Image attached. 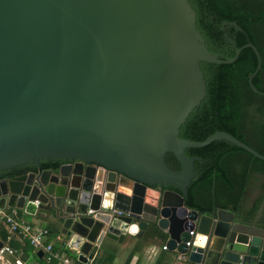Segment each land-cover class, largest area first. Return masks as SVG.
<instances>
[{"label": "water", "instance_id": "1", "mask_svg": "<svg viewBox=\"0 0 264 264\" xmlns=\"http://www.w3.org/2000/svg\"><path fill=\"white\" fill-rule=\"evenodd\" d=\"M243 49L256 57L248 86L264 96L252 83L256 47L225 60L209 52L188 0H0V172L35 166L0 180V210L51 223L83 264L129 237L163 236L191 264H264L263 229L185 206L199 161L186 149L226 141L264 162L226 132L179 137L206 95L200 63L233 64Z\"/></svg>", "mask_w": 264, "mask_h": 264}, {"label": "trees", "instance_id": "2", "mask_svg": "<svg viewBox=\"0 0 264 264\" xmlns=\"http://www.w3.org/2000/svg\"><path fill=\"white\" fill-rule=\"evenodd\" d=\"M188 2L195 11L197 30L209 52L225 60L247 43L256 47L261 68L252 83L264 93V0ZM225 22H234L237 26H223ZM255 67L256 57L251 49H243L233 64L200 63L206 95L180 127L179 137L200 142L222 131L264 155V96L254 94L248 86ZM184 152L187 157L199 159L194 163L195 176L187 188V208L201 214L224 210L232 213L237 222L264 230V162L226 141H215ZM60 163L45 160L41 165L56 168ZM165 163L172 171L181 169L172 154L165 156ZM34 169L33 164H27L2 171L0 180ZM169 189L178 191L174 187ZM49 235V241L56 237ZM8 236L4 222L0 221L1 243L21 262L29 260L30 256L35 258V251L27 241ZM52 249L56 252L62 246L54 243ZM40 263L57 264L56 261L46 263L45 258Z\"/></svg>", "mask_w": 264, "mask_h": 264}, {"label": "crops", "instance_id": "3", "mask_svg": "<svg viewBox=\"0 0 264 264\" xmlns=\"http://www.w3.org/2000/svg\"><path fill=\"white\" fill-rule=\"evenodd\" d=\"M22 218L33 226L44 227L48 229L51 234H54L56 236L55 239L49 241V238H47L50 244L63 243L61 236L51 223L35 221L29 217ZM51 234L49 236H51ZM165 240L166 237H143L140 239L129 237L122 244H112L113 250L111 252L100 253L98 250L92 262L93 264H191L186 259L179 260L176 252L164 249ZM3 246L5 245L3 244ZM36 252L37 251H35V253ZM42 259H44V256ZM40 260L41 259H37L36 255L35 258L32 256L29 258L30 262H37L38 264H41ZM69 260L71 262H77L75 258L74 260ZM0 264H4V262L0 261Z\"/></svg>", "mask_w": 264, "mask_h": 264}, {"label": "built area", "instance_id": "4", "mask_svg": "<svg viewBox=\"0 0 264 264\" xmlns=\"http://www.w3.org/2000/svg\"><path fill=\"white\" fill-rule=\"evenodd\" d=\"M116 215H121L120 211L112 210ZM88 213H91V210H88ZM0 221L4 222L7 231L8 238L16 237L21 240L27 241L35 251L42 250L44 252L45 262L49 263L51 261H56L57 264H83L80 262H71L67 257V252L70 250V246L67 243H60L62 249L59 251H53L52 244L47 241L49 231L44 227L33 226L32 224L25 221L20 212L16 209L9 210H0ZM192 235V233H190ZM59 239V238H58ZM187 246H190L189 243H186ZM166 249V247H164ZM4 250H8L12 253L7 247L3 248L0 251V257ZM1 259V258H0ZM178 259L185 260L184 255L178 254ZM87 264H92V261H89Z\"/></svg>", "mask_w": 264, "mask_h": 264}, {"label": "rangeland", "instance_id": "5", "mask_svg": "<svg viewBox=\"0 0 264 264\" xmlns=\"http://www.w3.org/2000/svg\"><path fill=\"white\" fill-rule=\"evenodd\" d=\"M67 257H68L69 259H71V260H74V257H72V256L70 255V252H68ZM0 261H2V260H0ZM2 262H3V261H2Z\"/></svg>", "mask_w": 264, "mask_h": 264}]
</instances>
